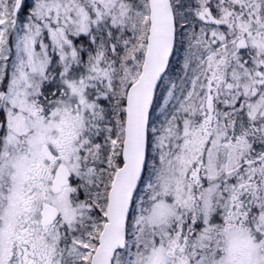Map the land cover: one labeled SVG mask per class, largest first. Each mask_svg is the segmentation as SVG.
<instances>
[{
  "label": "snow or ice",
  "instance_id": "obj_1",
  "mask_svg": "<svg viewBox=\"0 0 264 264\" xmlns=\"http://www.w3.org/2000/svg\"><path fill=\"white\" fill-rule=\"evenodd\" d=\"M0 264H264V0H0Z\"/></svg>",
  "mask_w": 264,
  "mask_h": 264
}]
</instances>
